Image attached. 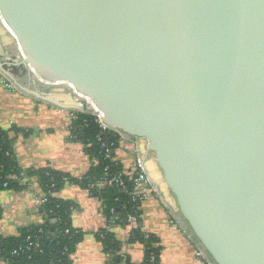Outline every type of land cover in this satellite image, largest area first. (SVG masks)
<instances>
[{
    "label": "water",
    "instance_id": "obj_1",
    "mask_svg": "<svg viewBox=\"0 0 264 264\" xmlns=\"http://www.w3.org/2000/svg\"><path fill=\"white\" fill-rule=\"evenodd\" d=\"M0 16L18 64L148 142L216 264H264V0H0Z\"/></svg>",
    "mask_w": 264,
    "mask_h": 264
},
{
    "label": "crops",
    "instance_id": "obj_2",
    "mask_svg": "<svg viewBox=\"0 0 264 264\" xmlns=\"http://www.w3.org/2000/svg\"><path fill=\"white\" fill-rule=\"evenodd\" d=\"M5 30L1 25L0 62L5 60L6 66L0 68V127L4 130L14 128L11 132L16 138L14 156L24 169L50 167L73 176L85 174L91 161L83 143L71 138V111L77 107L74 92L60 83H53L52 87L51 83L18 64L21 58L11 43L9 31ZM13 60L18 63L11 62ZM7 68L14 70L17 78L10 76ZM150 170L159 193L142 204L141 219L143 228L160 240L161 263L205 264L196 256L198 249L203 247L183 218L163 176L152 166ZM57 195L78 204L72 213V222L85 232L71 264H108L114 256L104 250L95 234L106 224L101 201L79 184H66ZM43 198L45 192L37 177L25 190H0V234L14 236L25 226L42 224ZM110 231L122 241V253L131 264H142L143 244L129 241L128 228L114 224ZM0 264L5 262L0 259Z\"/></svg>",
    "mask_w": 264,
    "mask_h": 264
},
{
    "label": "trees",
    "instance_id": "obj_3",
    "mask_svg": "<svg viewBox=\"0 0 264 264\" xmlns=\"http://www.w3.org/2000/svg\"><path fill=\"white\" fill-rule=\"evenodd\" d=\"M71 127L73 140L83 143L85 152L93 162L82 177L50 167L22 168L13 153V143L16 138L11 132L14 128L4 130L0 127V190H25L29 187L30 181L37 177L46 198L41 205L44 217L42 224L25 226L19 230L18 235L14 236L0 234V259L5 264L72 263V256L83 240L85 232L75 227L72 222V213L78 204L57 195L66 184H79L87 189L91 195L101 201L108 219L115 215L120 217L117 222L119 224L125 225L126 217L130 213L139 217L142 215V203L134 199L132 180H127L125 188L117 185L98 188L92 185L109 174L122 171L123 163L114 159L115 152L120 146L118 137L113 136L110 130L103 131L95 117L87 113H79L72 118ZM107 152L109 157L106 156ZM24 178L27 181L24 182ZM1 210L0 206V213ZM101 232L104 234L102 235ZM95 234L103 243L104 250L114 256L108 264H131L125 255H121L122 241L113 232L103 229ZM28 236L32 238L30 241L39 242L40 247L28 248ZM129 241L140 242L145 247L142 264H151L150 259L153 255H156L153 264H162L163 247L160 240L155 234L148 235L142 231V219L141 224L134 228L129 236Z\"/></svg>",
    "mask_w": 264,
    "mask_h": 264
},
{
    "label": "built area",
    "instance_id": "obj_4",
    "mask_svg": "<svg viewBox=\"0 0 264 264\" xmlns=\"http://www.w3.org/2000/svg\"><path fill=\"white\" fill-rule=\"evenodd\" d=\"M22 51V50H21ZM23 56L24 52L22 51ZM75 94V100L77 102V107L71 111V117H76L79 113H87L95 117L96 121L100 124L103 131L110 130L112 135L118 137L120 141V146L116 150L115 160L121 161L123 163V169L120 172L109 174L103 177L101 180L92 184L98 188L104 187L106 185L114 186L117 185L121 188H125L127 180H132L134 199L141 201V203L148 202V200L159 193L158 187L156 186L153 177L150 174V170L147 166L148 158H153L154 152L150 150L148 142L144 139L138 138L133 135L125 134L120 130L110 127L104 120V113L95 105V103L87 96L77 93L73 88ZM72 130V127H71ZM71 138L73 135L71 132ZM109 151V149H108ZM109 157V152L106 154ZM90 159V158H89ZM91 161V159H90ZM93 162L91 161V165ZM77 177H82L77 176ZM6 185V184H5ZM91 194V193H90ZM46 198L41 200L43 204ZM142 207V206H141ZM114 213V209H112ZM140 218V219H139ZM120 220L118 215H115L111 219L106 217V224L104 227L100 228L98 231L103 229L110 230L114 224ZM141 224V216L130 213L126 217L125 226L129 230V236L133 233L134 228ZM142 231L146 232L148 235L150 232L145 230L142 226ZM103 235L104 232H101ZM32 238L28 236L29 245L28 248H39V242L30 241ZM144 256H145V247ZM17 252V250L15 251ZM124 256L125 254L121 252ZM196 256L201 262L205 264H216L204 248L198 249ZM156 261V255L151 256L150 262L153 264Z\"/></svg>",
    "mask_w": 264,
    "mask_h": 264
},
{
    "label": "rangeland",
    "instance_id": "obj_5",
    "mask_svg": "<svg viewBox=\"0 0 264 264\" xmlns=\"http://www.w3.org/2000/svg\"><path fill=\"white\" fill-rule=\"evenodd\" d=\"M2 25V28L5 30L6 29V27L4 26V23H2V21H1V16H0V26ZM5 31H7V30H5ZM8 32V31H7ZM9 36H10V38H11V43L15 46V50L17 51V54L20 56V58L22 59L23 58V53H22V49L20 50V48H19V44L17 43V40L13 37V35L9 32ZM2 62H5V60L4 61H2ZM7 62H9V61H7ZM11 62H15V63H18V61H11ZM6 66V65H5ZM8 69V68H7ZM8 71V73H10V76L12 75V77L13 78H17L14 74H16V72L14 71V70H10V69H8L7 70ZM4 72V71H3ZM6 73V72H5ZM8 76H9V74H8ZM9 76V77H10ZM12 79V78H11ZM52 84V87L54 86V84L53 83H51ZM61 85H64V86H66L67 88H69V90H72L73 91V89H72V87H70L69 86V84H66V83H60ZM151 164H153L154 165V168H156V170L160 173V170H159V166H158V163H157V161H156V155L154 154L153 155V158H148V160H147V166H148V168H149V170H150V167H151ZM150 172H151V170H150ZM161 174V173H160ZM162 175V174H161Z\"/></svg>",
    "mask_w": 264,
    "mask_h": 264
},
{
    "label": "bare ground",
    "instance_id": "obj_6",
    "mask_svg": "<svg viewBox=\"0 0 264 264\" xmlns=\"http://www.w3.org/2000/svg\"><path fill=\"white\" fill-rule=\"evenodd\" d=\"M4 23H5V21H4ZM5 25H7L6 23H5ZM19 48H20V50H21V47L19 46ZM24 52V51H23ZM68 84V83H67ZM71 86V85H70Z\"/></svg>",
    "mask_w": 264,
    "mask_h": 264
}]
</instances>
